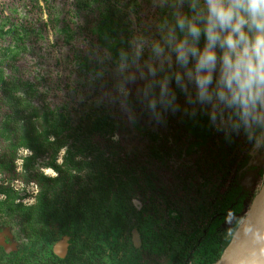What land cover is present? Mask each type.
Instances as JSON below:
<instances>
[{
  "label": "trees",
  "instance_id": "obj_1",
  "mask_svg": "<svg viewBox=\"0 0 264 264\" xmlns=\"http://www.w3.org/2000/svg\"><path fill=\"white\" fill-rule=\"evenodd\" d=\"M118 3L119 0H0V174L18 176L37 186L35 201L24 205L16 202L18 191L0 184V195L4 196L0 215L3 220L19 218L15 222L25 239L11 253L0 247V264H194V258L196 264H213L249 208L255 189L263 183L264 152H258L249 175L251 181L247 183L244 178L240 186L237 181L227 186L244 163L248 145L242 139L215 144L203 118L193 121L179 115L169 116L161 126L164 133L157 149L155 134L146 132L149 144L130 157H105L104 150L113 152L116 142L102 149L88 141L80 146L73 143L62 164L56 162L73 129L107 142L116 130L123 136L136 129L127 128L103 112L81 118L72 113L68 103L37 106L34 100L39 92L32 81L19 74V61L28 46L44 38L48 29L62 33L64 42L77 38L76 26L81 31V43L99 40L105 32L120 26ZM19 7L24 14L34 13V17L22 19ZM73 52L72 59H63L71 69L82 73L87 67L86 59L80 50ZM71 121L85 122L73 127ZM194 145L196 150H192ZM214 145L218 146L216 154L211 153ZM20 148L30 152L22 161L26 174L15 173ZM184 149L193 163L189 168L174 169L167 159L179 157ZM47 154L50 158L46 165L56 172V177L34 169V163ZM89 155V161L75 159ZM155 167L157 175H153ZM82 170L87 172L85 182L78 174ZM197 172L215 185L207 193V202L188 198V178L197 176ZM196 190L201 192L198 187ZM134 195L144 202L141 211L132 204ZM219 207L226 225L215 232L210 216ZM132 218L136 222H131ZM6 222L0 226H6ZM133 227L142 234L139 250L130 242ZM63 236L69 241L65 258L45 251L46 245Z\"/></svg>",
  "mask_w": 264,
  "mask_h": 264
},
{
  "label": "clouds",
  "instance_id": "obj_2",
  "mask_svg": "<svg viewBox=\"0 0 264 264\" xmlns=\"http://www.w3.org/2000/svg\"><path fill=\"white\" fill-rule=\"evenodd\" d=\"M121 24L80 44L75 101L129 129L169 116L264 152V0H119Z\"/></svg>",
  "mask_w": 264,
  "mask_h": 264
},
{
  "label": "rangeland",
  "instance_id": "obj_3",
  "mask_svg": "<svg viewBox=\"0 0 264 264\" xmlns=\"http://www.w3.org/2000/svg\"><path fill=\"white\" fill-rule=\"evenodd\" d=\"M6 2H16L19 0H5ZM71 0H63L64 3H68ZM82 1V0H80ZM62 2L59 3L61 7ZM93 6H95V3H93ZM94 8V7H93ZM19 11L21 12V18L29 20L31 17H34V13L24 14L22 12V7H19ZM16 16V14H14ZM61 17V14L59 15ZM75 37H77L75 40L71 39L69 42H64L65 40L64 35L61 33H55L53 30L48 29V33H46L45 37L42 39H38L33 42L31 46H28L29 49L26 51V53L22 56V59L19 61L20 63V69L19 74L21 77L28 81H32L36 89L38 90V98L34 100V103L37 106H41L47 102L50 103H68V108H72V113L78 115L81 118L87 119L93 112H101L98 110L87 108L83 104H78L75 101V90H74V82H73V75L76 73V71L73 70V68H70V64L66 62L64 57L66 59H72L73 51L74 50H80V33L81 31L75 27ZM78 31V32H77ZM54 33V34H53ZM44 91V92H43ZM46 93V94H45ZM76 112V113H75ZM80 122L85 121H71L73 127L78 125ZM71 127V129H73ZM117 131V130H116ZM116 131L113 132L111 141L107 142L104 139H102L100 136L97 135H89L87 133H80L77 129L71 130V135L65 142V146L61 148L57 154V160L56 162L58 164H62V162L65 159L66 151L67 149L72 146L73 143L76 144V146H80L81 144L88 143V141H91L92 143L97 144L100 148L106 149L107 145L110 144L112 141L116 142V147H114V151L110 152L108 150H104L105 157L109 158H115L119 156V158L124 159L125 155L127 157H130L131 153L138 152L139 148L142 149L146 147L149 144V139L146 132L154 133V143L156 145V149L158 148L157 145H160L159 141L161 140L163 136V128L161 126L155 127L146 123H141L140 126L136 128V132H129L126 135H119ZM211 136L215 139V144L218 142L220 143L224 139L217 133H215L211 128ZM192 150H196V146L194 145ZM218 151V146L214 145V147L211 150V153H215ZM30 152L27 149L20 148L17 153V158L15 161V173H24L22 170V161L23 158L28 156ZM112 155V156H111ZM50 158V155L47 154L44 157L38 159L34 163V169L38 170V172L43 173L47 177H56V172L47 167L46 163L48 159ZM77 161H85L90 160L92 157L90 155L88 157H81L77 156L75 157ZM167 162L173 166L174 169L177 168H183L187 167L189 168L193 163L192 156H189L185 154V149L183 150L182 154L177 156H170L167 159ZM85 170H82L81 172H78V174L81 176L82 182H85L87 180ZM153 175L159 174L158 168L155 167L153 170ZM189 185L187 186L186 190L191 199H194L196 194H194L195 189L198 185L202 186V191L204 194L207 192V187L210 186L209 182L204 180L202 177L199 176H190L188 178ZM264 182V180H263ZM0 184H8L13 189L18 191L20 195H18V200L16 199V202H20L24 205H30L35 201V196L37 193V186L33 182H24L22 181L18 176L15 177H8L6 174H0ZM263 183H260L257 187V190H255V194L259 191L260 187ZM4 196L0 195V200L3 199ZM132 203L136 202L137 205L141 206L142 200L138 198V195H134L131 198ZM134 204V203H133ZM3 216L0 215V223L6 222V226H0V233L4 238H6V242L11 245V248H16L19 246L25 239L23 234L19 233V224H17L15 221L19 220V218L16 219H9L5 218L2 219ZM243 220V216L240 218L239 223L240 224ZM131 222H136L134 218H132ZM19 225V226H18ZM130 233V242L132 244L131 239V232ZM133 246V245H132ZM134 248V247H133ZM135 249V248H134ZM139 250V249H136ZM197 258H194V264H196ZM142 263V261H141Z\"/></svg>",
  "mask_w": 264,
  "mask_h": 264
},
{
  "label": "water",
  "instance_id": "obj_4",
  "mask_svg": "<svg viewBox=\"0 0 264 264\" xmlns=\"http://www.w3.org/2000/svg\"><path fill=\"white\" fill-rule=\"evenodd\" d=\"M137 205L136 202H134ZM139 208V205L137 206ZM242 217V216H241ZM135 247L140 246L138 232L132 231ZM67 237L59 240L53 250L58 257H65L68 249ZM0 246L6 252L12 250L0 233ZM213 264H264V182L253 198L243 220L237 225L230 241L219 259Z\"/></svg>",
  "mask_w": 264,
  "mask_h": 264
},
{
  "label": "flooded vegetation",
  "instance_id": "obj_5",
  "mask_svg": "<svg viewBox=\"0 0 264 264\" xmlns=\"http://www.w3.org/2000/svg\"><path fill=\"white\" fill-rule=\"evenodd\" d=\"M214 154H216V153H214ZM257 157H258V152L257 151H254V150H252V149H250V147L248 146V148L246 149V150H244V155H243V161H244V163L242 164V165H240L239 166V169H238V171L236 172V176L235 177H233L232 179H230V180H228V182H227V179H226V185L227 186H229V184L230 183H235L236 181H237V185H239L240 186V184H242V183H245V181H244V178L246 179V181H247V183H249L250 181H251V179H250V172L252 171V167H253V164L255 163V161H256V159H257ZM217 166H218V164H217ZM216 166V167H217ZM227 169H228V167H226ZM222 170V168L220 169V171ZM213 172H215V171H213ZM217 172H219V170H218V168H217ZM262 175V174H261ZM261 175H259V177H261ZM197 176H199L200 178L202 177L198 172H197ZM203 178V177H202ZM204 180H206L207 182H209V184H210V186L209 187H207V192L204 194V192L202 191L203 189H202V186L201 185H198L197 187L201 190V192H199V193H196L197 192V187H196V189H195V193L194 194H196V196L194 197V200L195 201H198V202H201V203H203V202H207L208 200H209V197L207 196V193H209L208 191H210V189H212V188H214V183L212 182V180H208V179H205V178H203ZM222 182V181H221ZM220 182V183H221ZM188 184H189V181H188ZM188 186V185H187ZM187 186H186V188H187ZM219 188V187H218ZM221 190H222V187H220V189H219V191L221 192ZM256 190V189H255ZM255 192V191H254ZM248 193H249V195H251L252 193H251V191H248ZM188 195V198L189 199H191V197L189 196V194H187ZM193 200V201H194ZM215 202H216V199L215 198H213V200H212V203L213 204H215ZM134 203V202H133ZM132 203V204H133ZM142 205L141 206H139V208L137 207L138 205H135V203L133 204V206L135 207V209L137 210V211H141L142 210V208H143V206H144V202L142 201ZM173 214H175V213H173ZM222 218H223V216H222V212H221V210H220V207L219 208H217L216 210H214V212H213V214H211V216H210V219H211V225H213V226H215V232H217V231H219V230H223V227H225V223L222 221ZM136 230L137 232H138V234H139V238H140V246L139 247H135V245H134V242H133V238H132V231L133 230ZM1 231V230H0ZM131 239H132V245H133V247L135 248V249H141V247H142V244H143V241H142V234H141V232L138 230V227H133L132 229H131ZM65 236H63V237H61L60 239H58L57 241H54V242H51L49 245H46L45 246V251L47 252V251H49V250H51L52 251V253L55 255V256H57L55 253H54V250H53V248H54V246H55V244L59 241V240H61V239H63ZM4 238V237H3ZM4 241L6 242V238H4ZM66 242L68 243V249H69V241H68V238H67V240H66ZM8 242H6V244H7ZM1 248H2V250L5 252V253H11V252H13V251H15L16 249H17V247L16 248H13L10 252H6L5 250H4V248L2 247V246H0ZM68 249H67V253H68ZM67 253H66V255H67ZM65 255V256H66ZM58 257V256H57ZM59 258H61V257H59ZM63 258H65V257H63Z\"/></svg>",
  "mask_w": 264,
  "mask_h": 264
}]
</instances>
